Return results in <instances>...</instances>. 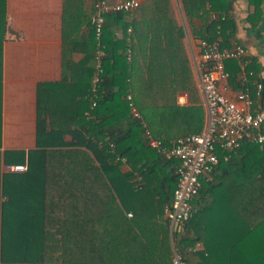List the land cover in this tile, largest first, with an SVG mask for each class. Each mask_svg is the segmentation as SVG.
Segmentation results:
<instances>
[{
    "label": "trees",
    "instance_id": "trees-1",
    "mask_svg": "<svg viewBox=\"0 0 264 264\" xmlns=\"http://www.w3.org/2000/svg\"><path fill=\"white\" fill-rule=\"evenodd\" d=\"M261 1L252 0L256 15ZM181 3L194 35L208 40L220 35L221 46L231 45L235 21L227 14L229 0ZM4 12L0 0V96ZM61 19V78L45 84V97L38 86L35 147L0 150V264H171L164 205L175 187L176 161L163 160L143 130L170 145L204 123L171 0L140 1L130 21L122 12L107 14L98 83L92 82L97 41L84 0H62ZM75 52L83 54L78 61ZM230 60L228 84L235 90L253 88L238 76L235 58ZM260 82L264 88V79ZM128 92L140 120L131 116ZM179 93L187 94V104L177 102ZM216 153L214 170L233 169L251 179L252 228L246 241L241 233L223 251L227 256L221 262L212 254L217 251L207 248V260L196 264H233L231 254L243 251L244 242L252 251L250 264H264V148L249 142ZM224 155H239L241 162L230 165ZM9 163H26V169L4 170ZM194 218L191 212L184 232H173L175 248L187 264H195L188 250L197 241Z\"/></svg>",
    "mask_w": 264,
    "mask_h": 264
},
{
    "label": "crops",
    "instance_id": "crops-1",
    "mask_svg": "<svg viewBox=\"0 0 264 264\" xmlns=\"http://www.w3.org/2000/svg\"><path fill=\"white\" fill-rule=\"evenodd\" d=\"M108 1L112 3L117 0ZM3 2L6 30L2 40L0 150L27 151L36 144L38 86L42 84L41 93L45 97L49 89L44 90L45 84L59 81L61 78L62 0H3ZM91 3L92 0H84L87 12H91ZM171 3L183 34L185 51L195 81L193 55L197 48L190 49L189 38L199 37L192 33L181 0H171ZM259 8L260 13L256 15L252 0H229L227 9L228 17L235 21V31L231 45L224 47L240 44L246 49L245 67L240 59L235 58L234 61L240 68L238 76L242 82L247 81L253 86V88L247 86L250 90L254 89V82L264 79V0L261 1ZM193 24L200 27L201 21L194 19ZM82 55L81 52H75L73 60L78 61ZM228 60H226L228 63L225 61L227 73L233 69L230 63L233 60ZM247 71H251L252 74L248 75ZM228 86L227 92L234 94L238 91L229 84ZM197 90L202 105L198 87ZM177 102L180 105L187 104V94L179 93ZM224 160L230 165H235L241 162V157L229 155ZM122 168L128 169L126 166ZM214 171L209 180L203 181L210 185L202 183L192 204L197 241L188 246V250L190 262L195 264L207 260V248L211 252L216 250L217 253L212 254L221 262L222 258L227 256L223 251L236 242L241 233L244 234L246 241L247 230L252 228L251 179L233 169ZM168 231L172 252V248H175L173 232L176 230L171 231L168 225ZM248 239L250 241V235ZM231 256L234 259L233 264H250L253 255L251 249H246L244 242L243 251H235Z\"/></svg>",
    "mask_w": 264,
    "mask_h": 264
},
{
    "label": "built area",
    "instance_id": "built-area-1",
    "mask_svg": "<svg viewBox=\"0 0 264 264\" xmlns=\"http://www.w3.org/2000/svg\"><path fill=\"white\" fill-rule=\"evenodd\" d=\"M139 0H92L90 23L97 41L95 48V67L92 82L98 83L103 74L101 56L104 54L100 43L106 16L110 12H122L130 21L139 5ZM132 27L125 29L127 41L130 42ZM120 35L116 30L114 36ZM191 47L197 48L193 55L195 83L201 93L205 112L203 128L194 133L179 136L165 145L162 140L151 135L144 128V136L148 145L156 150L163 160H175L173 174L176 182L169 204L164 206L168 217L170 230L184 232L185 222L190 218L191 200L198 193L203 181L209 180L211 173L219 163L217 149L234 150L242 144L253 142L264 148V88L260 81L253 83V92L249 88L238 90L234 94L228 90V73L225 61L231 58L240 59L245 65L246 49L240 44L231 47L221 46L222 37L214 39L189 38ZM126 58H131L129 47L125 51ZM251 75V71L246 72ZM94 95L95 90L93 91ZM131 116L140 120L141 116L135 107L132 96L125 95ZM95 101L92 102V105ZM112 146V144H111ZM229 155H224L227 159ZM118 160V158H117ZM124 161L125 159L122 158ZM9 172H21L26 169V163H9L3 165ZM130 215V213L128 214ZM171 264H187L183 256L172 248Z\"/></svg>",
    "mask_w": 264,
    "mask_h": 264
}]
</instances>
